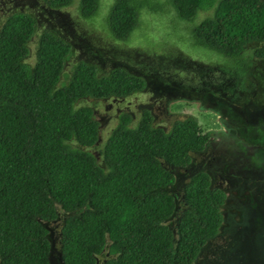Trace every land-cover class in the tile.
I'll return each instance as SVG.
<instances>
[{
	"label": "trees",
	"instance_id": "1",
	"mask_svg": "<svg viewBox=\"0 0 264 264\" xmlns=\"http://www.w3.org/2000/svg\"><path fill=\"white\" fill-rule=\"evenodd\" d=\"M39 1L51 11L75 5L77 19L98 22L111 43L130 48L131 56L118 55L132 64L105 72L85 59L67 66L73 45L55 30L38 33L32 13L14 12L0 26V264H51L47 224L59 217L63 264H97L104 253L102 264H195L222 226L226 191L196 171L179 212L168 188L215 132L192 114L164 127L149 108L136 120L121 112L96 154L100 123L86 101L151 93L160 83L217 97L212 110L220 114L218 97L242 87L248 45L264 43V0ZM171 12L164 25L174 22L233 63L131 46L148 15ZM253 54L264 58V47Z\"/></svg>",
	"mask_w": 264,
	"mask_h": 264
},
{
	"label": "rangeland",
	"instance_id": "2",
	"mask_svg": "<svg viewBox=\"0 0 264 264\" xmlns=\"http://www.w3.org/2000/svg\"><path fill=\"white\" fill-rule=\"evenodd\" d=\"M19 11L32 13L37 18L38 33L45 29L55 30L73 45L67 66L85 59L99 64L101 72H105L111 65L132 64H128L123 55L120 57L123 52L125 56H131L130 48L111 43L98 22L77 19L75 5L66 10L51 11L39 0H0V26L9 15ZM169 18L172 20V12L165 17L148 15L146 29H141L139 35L136 34L139 28L135 30L131 46L137 50H151L157 56L177 50L205 64L233 63L223 54L196 45L190 32L176 29L174 22L171 26L164 25L165 22L171 23ZM195 21L198 22L199 18ZM259 47H264V43L248 45L242 87L237 85L232 95L218 97L224 107L220 114L212 110L216 104L211 100L217 97L211 99L208 94L186 89L181 93L173 92L160 83L153 85L151 93L143 91L125 98L86 101L94 106L100 123L96 154L121 112L130 113L136 120L143 109L149 108L155 113L156 121L167 120L166 124L161 123L164 127H168V121L175 117L192 114L203 130L215 132L206 149L192 154V161L186 168L175 169L176 184L168 188L177 199L179 212L186 207L184 186L196 171L206 170L211 174L212 184L226 191L227 199L221 207L222 226L201 249L195 264H264V58L253 54ZM31 49L33 53V43ZM33 58L34 55L29 61ZM142 60L139 54L136 61ZM174 222L175 219H171L173 227ZM61 225L62 217L47 224L51 264H63ZM106 257L105 253L98 256L97 264H102Z\"/></svg>",
	"mask_w": 264,
	"mask_h": 264
}]
</instances>
